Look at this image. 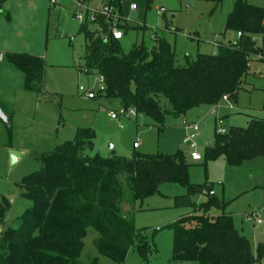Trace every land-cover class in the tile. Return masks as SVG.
I'll return each mask as SVG.
<instances>
[{
	"label": "trees",
	"instance_id": "1",
	"mask_svg": "<svg viewBox=\"0 0 264 264\" xmlns=\"http://www.w3.org/2000/svg\"><path fill=\"white\" fill-rule=\"evenodd\" d=\"M11 0H0V13ZM125 0H106L111 16L97 13L90 31L82 24L85 37L84 72L97 74L103 88L95 93L109 104L134 108L150 118L160 130L168 116L181 117L203 105H214L224 96L237 100L249 75L250 62L258 60L261 50L252 36L264 33V7L237 0L229 13L225 31H233V43H218L214 54L185 56L179 64L174 47L163 39L149 49L144 43L125 52L120 41L107 30L116 17V29L126 31L121 7ZM217 9L223 0H207ZM153 0H148V8ZM4 59L24 76L25 89L41 93L44 87L45 60L31 54L8 52ZM91 91V90H90ZM10 118V116H9ZM96 132L78 128L75 138L58 145L41 157L42 168L20 183L30 208L21 223L0 235V264H84L81 260L87 229L99 234L95 247L101 256L123 264L135 245L148 257L150 242L134 219L123 211V204L143 201L160 191L163 184H178L186 194L175 198L178 208L192 212L174 221L172 258L177 262L199 264H254L261 258L251 253L249 240L240 234L233 218L225 212L227 203L205 194L206 201L194 198L211 191L209 183L190 182L187 155L142 154L129 157L95 152ZM264 157V119L250 118L245 127H231L226 134L215 132L204 152L205 164L225 160L230 167H241ZM127 192L132 196L129 199ZM131 201V202H130ZM7 204V201L5 202ZM1 207V205H0ZM217 209L219 214H214ZM2 219L3 213H0ZM2 222V221H1ZM159 231V229H158ZM89 264H99L91 258Z\"/></svg>",
	"mask_w": 264,
	"mask_h": 264
},
{
	"label": "rangeland",
	"instance_id": "2",
	"mask_svg": "<svg viewBox=\"0 0 264 264\" xmlns=\"http://www.w3.org/2000/svg\"><path fill=\"white\" fill-rule=\"evenodd\" d=\"M236 0H223L215 10L207 0H125L122 3V24H129L121 40L125 52L144 43L152 49L156 39L170 43L180 65L185 56L195 58L198 53L213 54L220 41L233 43L237 35L225 33V16ZM249 5L264 7V0H245ZM106 0H11L0 14V54L8 52L31 54L45 60L44 87L41 93L25 89L23 73L5 59L0 61V107L10 116V125L0 119V235L18 227L20 217L30 208L22 195V180L42 168L41 157L58 145L72 141L78 128L96 132L94 154L102 157L112 154L129 158L134 152L172 155L182 151L190 166V182L209 183L216 197L227 203L225 212L233 218L235 227L251 244V253L257 258L264 245V157L249 160L241 167H230L223 159L218 162H194L190 158L194 145L204 158L206 147L219 128L245 127L250 118L264 119V33L253 35L263 55L250 62L249 75L237 100H223L214 105H203L181 117L168 116L166 127L160 130L150 118H111V111H119V104H109L97 97L88 99L81 87L97 93L103 84L97 74L84 72L85 37L80 34L82 24L90 31L99 27L89 16L103 12ZM80 4V5H79ZM136 10L132 11L131 7ZM83 16L80 23L74 17ZM112 15V14H111ZM107 30L116 27L118 19ZM185 124L197 126L196 135ZM139 142L140 148L134 149ZM10 150L21 154L12 164ZM221 183V184H220ZM160 192L143 201L123 204V211L132 217L135 226L143 230L150 242L145 258L135 245L123 264H199L177 262L172 258L174 221L192 212L178 208L175 198L183 196L185 188L178 184H163ZM127 196L132 194L127 192ZM206 195L194 198L197 204L207 200ZM7 201V204L5 202ZM214 214H219L217 209ZM1 217V216H0ZM257 220H261L258 224ZM2 221V222H1ZM159 229V231H158ZM98 232L90 227L84 241L81 260L89 264L97 258L99 264H116L101 256L95 247ZM254 264H264V250Z\"/></svg>",
	"mask_w": 264,
	"mask_h": 264
},
{
	"label": "built area",
	"instance_id": "3",
	"mask_svg": "<svg viewBox=\"0 0 264 264\" xmlns=\"http://www.w3.org/2000/svg\"><path fill=\"white\" fill-rule=\"evenodd\" d=\"M60 0H51V3L52 5H56ZM81 1H84V0H80ZM132 11H135L136 10V7L135 6H132L131 7ZM98 13V12H97ZM97 13H94L92 15L89 16V20L91 22H94L97 20ZM99 13H102L106 16H111L112 14V11L108 8H105L103 12H99ZM77 19L79 20V22H83L84 19L81 15H77ZM112 34V37L114 40L116 41H120L123 40V37H124V33L121 29H116L114 28L111 32ZM102 82V80H101ZM80 90L83 92L84 96H86L88 99H94L95 98V93L88 90V89H85L83 87L80 88ZM230 98L228 96H224L223 97V101L225 102H229ZM110 115H111V118L114 119V120H117L119 121L120 118L122 117H127V118H138L139 116V113L137 112L136 109L134 108H129V109H126V108H121L119 111H111L110 112ZM185 128L186 130H192L194 132H197L198 131V127L197 126H190V125H187L185 124ZM217 134H220V135H224L227 133V130L224 129V128H219L217 131ZM140 146V143L139 142H136L134 147L135 148H139ZM192 151L190 153V158L194 161V162H200L203 160V157L197 152V150L195 149L194 145L191 147ZM209 193V195H215V192L213 190L211 191H204V194H207ZM257 222L260 224L261 223V220H257Z\"/></svg>",
	"mask_w": 264,
	"mask_h": 264
},
{
	"label": "crops",
	"instance_id": "4",
	"mask_svg": "<svg viewBox=\"0 0 264 264\" xmlns=\"http://www.w3.org/2000/svg\"><path fill=\"white\" fill-rule=\"evenodd\" d=\"M236 1H237V0H236ZM236 1H235V2H236ZM235 2H234V4H235ZM79 5H80V4H79ZM4 7H5V6H4ZM233 7H234V5H233ZM4 10H5V9H4ZM4 10H3V12H1L0 14H5V11H4ZM215 10H216V9H215ZM215 10L213 9V11H215ZM232 10H233V8H232ZM232 10H230L229 12L226 13L225 21L227 20V17H228L229 13H230ZM77 11H78V8H76V10L74 11V17H76V19H77V15H80V14H76ZM82 17H83V16H82ZM77 20H78V19H77ZM78 21H79V20H78ZM80 23H81V22H80ZM225 26H226V22H225ZM122 31H123V30H122ZM123 32H124V31H123ZM226 32H227V31H225V33H226ZM234 33H235V32H234ZM235 34H236V33H235ZM236 35H237V34H236ZM220 42H221V43H225V44H229V43H230V42H223V41H220ZM234 42H235V41H234ZM217 49H218V48H217ZM258 49H260V48H258ZM260 50H261L260 54L263 55L262 49H260ZM216 52H217V51H216ZM216 52H213V54L216 53ZM3 60H4V55H3V53H1V54H0V61H3ZM229 101H230V100H229ZM119 107H120V106H119ZM192 135H193V137H194V136L196 135V132L193 131V132L191 133V135H190L191 138H192ZM189 139H190V138H189ZM189 139H188V137H186V138H185V142H186V141H189ZM211 143H212V142H211ZM211 143H210V144H211ZM134 144H135V143H134ZM210 144H209V145H210ZM139 148H140V146H139ZM134 149H138V148H135V147H134ZM95 151H96V148H95ZM97 154H99V152H97ZM186 154H187V153H186ZM99 155H100V154H99ZM187 155H188V154H187ZM110 156H111V155H110ZM188 156H189V155H188ZM130 157H131V156H130ZM219 161H220V160H219ZM217 162H218V161H217ZM224 162L226 163L225 160H224ZM226 164H227V163H226ZM227 165H228V164H227ZM220 184H221V183H220ZM160 187H161V186H160ZM159 190H160V189H159ZM212 190L214 191V188H212ZM214 192H215V191H214ZM185 194H186V192H185ZM185 194H184V195H185ZM204 195H205V194H204ZM215 196H216V194H215ZM258 224H259V223H258Z\"/></svg>",
	"mask_w": 264,
	"mask_h": 264
},
{
	"label": "water",
	"instance_id": "5",
	"mask_svg": "<svg viewBox=\"0 0 264 264\" xmlns=\"http://www.w3.org/2000/svg\"><path fill=\"white\" fill-rule=\"evenodd\" d=\"M0 119H2L6 125H8V126L10 125L9 115H7L4 112L2 107H0ZM192 137H193V135H192ZM189 138H191V136L188 137V139ZM9 155H10V160H11L12 164L18 163L20 161V159H21V154L18 151H16V150H10Z\"/></svg>",
	"mask_w": 264,
	"mask_h": 264
}]
</instances>
